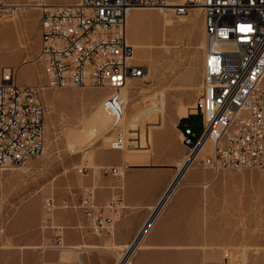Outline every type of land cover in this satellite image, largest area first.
Masks as SVG:
<instances>
[{"label": "built area", "instance_id": "1", "mask_svg": "<svg viewBox=\"0 0 264 264\" xmlns=\"http://www.w3.org/2000/svg\"><path fill=\"white\" fill-rule=\"evenodd\" d=\"M140 7H173L180 15L193 9L203 12L202 85L190 111L191 120L181 118L177 125L181 142L188 150L186 161L193 157L191 163L194 162L199 149L207 145L199 159L204 170L218 173L225 169H264V0L40 2L37 59L43 82L21 84L18 68L11 66L3 67L0 73V169L25 164L44 153L47 90H104L102 106L115 129L110 148L125 149L126 136L118 129L125 109L122 89L129 80L147 73V67L135 60L127 37L128 13ZM16 11L17 5L0 0V20L12 19ZM241 25L250 31H241ZM86 169L84 166L79 172ZM100 172L123 175L120 167H101ZM83 190L88 206L78 203L64 207L83 208L94 234L109 232L121 217V198L113 197L105 205L111 212L105 215L104 207L95 200L96 186L86 185ZM56 209L55 199L45 198L47 226L57 232L56 247L64 248L62 228L51 220ZM203 264L228 263L220 260Z\"/></svg>", "mask_w": 264, "mask_h": 264}, {"label": "rangeland", "instance_id": "2", "mask_svg": "<svg viewBox=\"0 0 264 264\" xmlns=\"http://www.w3.org/2000/svg\"><path fill=\"white\" fill-rule=\"evenodd\" d=\"M46 1L59 4L77 0ZM140 8L128 15L127 35L131 43L145 47L136 48L135 56L147 67L148 73L123 89L127 99L124 118L127 145L120 151L127 153L129 147L151 156L155 134L158 131L171 134L182 117L180 108L189 107L190 113L198 97L203 80L205 29L203 12L199 9L185 17H174L158 9ZM25 14L24 27L4 25L11 20H0V73L3 67L11 66L19 70V83L29 84L33 80V83H40L44 79L40 76L42 66L37 59L39 32L38 27H34V17L39 18V10L27 9ZM164 14H167L166 20ZM105 94L104 90L92 87L45 92L44 153L25 164L0 170V248L12 250L13 237L29 234L32 223L48 225L43 210L45 198L53 197L57 209H68L64 204H78L63 198L64 191L75 189L74 179L81 187L79 171L85 164L90 166L82 153L98 149V146L99 149H111L110 135L100 137L90 146L89 142L95 141L98 135L88 133L86 126L81 131L71 130L79 127L82 118L91 119L92 123L104 115L99 102ZM108 123L109 119H106L98 130L105 129ZM85 135L87 138L76 145V139ZM169 138L171 141V135ZM68 144L77 147V151L72 153ZM30 164H33L32 168L28 169ZM95 169L87 168L85 174H98ZM191 169H195L191 174L193 182L202 189L203 221L208 236L212 237L213 261L264 264V169H225L213 173L204 170L199 159ZM184 183L186 178L177 188ZM204 183L208 186L204 187ZM229 229L230 236L219 240L220 232ZM208 261L211 259H205L203 263ZM131 264H134L133 257Z\"/></svg>", "mask_w": 264, "mask_h": 264}, {"label": "crops", "instance_id": "3", "mask_svg": "<svg viewBox=\"0 0 264 264\" xmlns=\"http://www.w3.org/2000/svg\"><path fill=\"white\" fill-rule=\"evenodd\" d=\"M26 12L27 9L19 11L11 23L4 25L24 27ZM34 19V27H39V18ZM33 82L35 80L29 84ZM99 147L82 153L90 165L85 166L96 168L94 172L98 174L81 173V187L74 179L75 189L64 191L63 198L80 203L86 198L83 197L84 186L94 184L95 200L97 205L104 207L103 214H111L105 205L113 197L121 198L120 219L109 232L96 235L83 208L58 207L52 223L62 228L61 239L66 247H56L57 232L54 229L43 227L39 222L32 223L29 234L13 237L12 250L0 248V264H118L120 258L123 262L121 256L129 252L131 247H128L147 224L148 228L131 256L134 264H203L205 259L214 260L212 237L208 236L203 221L202 189L191 177L194 166L185 171L178 185L184 178L186 183L168 193L188 156L177 126L171 134L168 131L155 134L151 156L129 147L127 153ZM101 167H121L123 175L103 174L99 170ZM161 202L162 207L155 214ZM227 236H230V229L222 230L218 239L224 240ZM44 245L46 248L41 251Z\"/></svg>", "mask_w": 264, "mask_h": 264}, {"label": "bare ground", "instance_id": "4", "mask_svg": "<svg viewBox=\"0 0 264 264\" xmlns=\"http://www.w3.org/2000/svg\"><path fill=\"white\" fill-rule=\"evenodd\" d=\"M42 1H44V3H47L48 4V2L46 1V0H36L35 2H30V0H29V2H27V3H23V4H18L17 2H13L15 5H17V11H16V15L12 18V19H10V20H13V19H15L16 17H17V15H18V13H19V11H21V10H24V9H36V10H38V5H39V3L40 2H42ZM178 1H180V0H175V2H178ZM136 9H141V8H136ZM148 9H158L159 11H161L162 13H165V12H168L169 14H170V16H174V17H185V16H187V14H189L191 11H194V10H196V9H193V10H191V11H189V13H187L186 15H180V14H177L176 12H175V9L173 8V7H169V8H148ZM132 10H134V9H132ZM132 10H130V11H132ZM200 10V9H199ZM130 11H129V13H130ZM129 13H128V15H129ZM165 15V20L167 19V14H164ZM7 21V20H6ZM127 21H128V23H129V19H128V17H127ZM128 23H127V27H128ZM204 29H205V27H204ZM127 37H128V35H127ZM129 41V40H128ZM129 43H131L130 41H129ZM131 45H132V43H131ZM133 48H134V58H135V60H136V56H135V51H136V48H142V49H144L145 47L141 44V45H137V44H134L133 43ZM138 61V60H137ZM147 73H148V69H147ZM146 73V74H147ZM134 80H129V82H128V84L123 88V89H125V88H127L130 84H131V82H133ZM123 89H122V95H123V97H124V100H125V106H124V115H123V118H122V121H121V123L119 124V128L118 129H120V131H122L124 134H125V127H124V118H125V111H126V106H127V99H126V97L124 96V94H123ZM106 96V94L102 97V99L104 98ZM102 99L100 100V102H99V106H100V108H101V110H102V112H103V116L99 119V120H97V121H92V123H91V119L90 120H88V121H86L84 118H82L81 119V121H80V124H79V127L78 128H76V129H74V130H71V131H74V132H76V131H81V129L83 128V127H88L89 128V131H88V133H94L95 135H98V138L95 140V141H90L89 143H90V146H92V145H94L95 143H96V141L97 140H99L100 139V137H103L104 135H110L109 136V141L111 142V140L113 139V133L115 134V129H112L111 128V119H110V117L107 115V113L105 112V110H104V108H103V106H102ZM188 108L189 107H187V108H185V107H181L180 108V110H179V114H180V116H185L184 118H183V120H191V112L190 113H188L189 111H188ZM188 113V115H186ZM182 118V117H181ZM180 118V119H181ZM106 119H109V123H108V125H107V127H105V129L103 128L101 131H99L98 129L103 125V122L106 120ZM90 123V124H89ZM113 130H114V132H113ZM85 138H87V135H85V136H82V137H80V138H78V139H76V145H79V144H81V142H83V139H85ZM75 144V143H74ZM206 147H207V145H204L202 148H200L199 149V151H198V153L196 154V156H195V160H194V162L195 161H197V159H200L203 155H204V153H205V150H206ZM75 146H71V145H68V149L70 150V151H75ZM89 157V156H88ZM192 158L193 157H191L188 161H185L184 163H183V165H181V167H180V169H179V171H178V173H177V176H176V178H175V180L173 181V183H172V185H171V187H170V189H169V192H171L172 191V189L173 188H175L177 185H178V183L180 182V180H181V178H182V176H183V174L185 173V171L189 168V167H191V166H194V162H192L191 163V161H192ZM9 168V167H8ZM8 168H6V169H8ZM6 169H0V170H6ZM100 170V169H99ZM120 170H121V173H122V168L120 167ZM168 192V193H169ZM167 193V194H168ZM79 205H81V206H88V198L86 197V198H84L80 203H79ZM161 207H162V202L158 205V207L156 208V211L154 212L155 214H156V212H158L160 209H161ZM148 225L149 224H147L145 227H144V229L142 230V232L140 233V235L138 236V238L136 239V243L134 242V244L133 245H131V246H129L128 247V249L130 248V250H129V252L127 253V254H125L124 256H121L122 258H123V262H122V259L120 258L119 259V262H120V264H131V256H132V253L134 252V250L136 249V247L139 245V243H140V241H141V239H142V237L144 236V234H145V232H146V230H147V228H148ZM139 242V243H138ZM80 249V248H79ZM127 249V250H128ZM247 252V251H246ZM246 255V254H245ZM244 258H245V256H244Z\"/></svg>", "mask_w": 264, "mask_h": 264}, {"label": "snow or ice", "instance_id": "5", "mask_svg": "<svg viewBox=\"0 0 264 264\" xmlns=\"http://www.w3.org/2000/svg\"><path fill=\"white\" fill-rule=\"evenodd\" d=\"M240 30H241V31H250V28L247 27V26L241 25V26H240Z\"/></svg>", "mask_w": 264, "mask_h": 264}, {"label": "water", "instance_id": "6", "mask_svg": "<svg viewBox=\"0 0 264 264\" xmlns=\"http://www.w3.org/2000/svg\"><path fill=\"white\" fill-rule=\"evenodd\" d=\"M137 238H138V237H137ZM137 238H136V239H137ZM136 239L133 241V243H132L131 245H133V244H134V242L136 241Z\"/></svg>", "mask_w": 264, "mask_h": 264}]
</instances>
